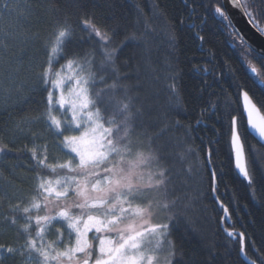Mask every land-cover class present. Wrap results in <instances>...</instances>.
<instances>
[{
  "label": "snow or ice",
  "instance_id": "obj_1",
  "mask_svg": "<svg viewBox=\"0 0 264 264\" xmlns=\"http://www.w3.org/2000/svg\"><path fill=\"white\" fill-rule=\"evenodd\" d=\"M184 3L203 26L218 15L234 28L228 3L264 35L256 23L264 21V0ZM199 7L208 16L197 15ZM134 8L122 15L115 0H0V166L11 176L0 168V264H216L217 255L221 264H264V232L249 233L242 223L243 231L225 230L219 244L209 236L218 232L203 216L207 208L203 220L190 215L206 195L199 177L208 175L210 198L219 201V176L213 141L188 146L193 128L176 118L187 104L177 36L185 21L161 0H152L151 15ZM231 34L248 60L254 50L239 29ZM129 41L138 51L122 60ZM215 59L209 49L210 67L194 71L215 76ZM253 59L260 71L250 61L249 70L264 82V49ZM202 83L201 99L212 87ZM242 87L236 84L237 101ZM242 98V111L228 100L218 114V102L208 101L201 114L212 110L220 124L213 131L253 198L264 201V165L259 174L252 166L264 161V143L247 139L251 128L264 141V123L248 91ZM181 223L200 236L199 252L177 235Z\"/></svg>",
  "mask_w": 264,
  "mask_h": 264
},
{
  "label": "trees",
  "instance_id": "obj_2",
  "mask_svg": "<svg viewBox=\"0 0 264 264\" xmlns=\"http://www.w3.org/2000/svg\"><path fill=\"white\" fill-rule=\"evenodd\" d=\"M163 4L167 5V11L172 15L174 19L182 18L185 23L180 24L177 28V36L179 39L180 60L181 67L183 68L184 84L186 86V111L182 113L178 118L182 124L191 125L193 128L192 136L195 138L194 143H190L188 146L201 148L208 146L209 141H213L211 147L213 152V163L216 167L219 183L217 195L219 200L228 208L231 221L230 223L225 220V225L236 231H243L240 225L246 224L249 233L255 232L257 236L264 232V201H261L259 194L253 198L249 189H247V181L244 180L236 171L234 162L229 158L228 145L225 143L223 136L220 133H216L212 129V125L215 122L217 127L220 126L219 121L215 117L211 116V109L208 113L202 115V110L208 107V101L218 102L216 111L218 114L226 113L225 101H237L236 84L239 83L243 87L240 90L241 95L236 103L232 104V107L237 110H243L241 96L243 91H248L254 102L258 105L264 114V82H261L257 74H253L248 67L249 61L252 65L256 66L258 72L260 71V63L258 60L253 59L255 52L248 57V60H242L238 53L242 45V41L238 36H234L231 33L234 32L233 28L225 27L227 21H223L218 15L213 20L211 16H208L203 7L197 8V15L208 16L207 27L200 24L199 20L192 15L190 9L184 3V0H161ZM207 0H197V4L205 3ZM139 3L146 13L151 15V3L152 0H115L117 10L122 15H131L135 13L134 5ZM195 23L197 27L192 29V25ZM260 28H264V21L256 22ZM191 29V30H190ZM199 31L200 35L205 37L204 43L198 40L195 36V32ZM123 39V37H121ZM233 41H235V48L232 47ZM135 42L129 41L127 47L124 49L121 59L133 57L134 53L138 51L134 47ZM211 49L215 53L216 59L214 63L218 65L216 74L213 77L206 76L203 72L194 71L196 66H207L208 50ZM163 49H161V54ZM230 65L235 73V79H233L231 73H228L224 65ZM224 72V75H220ZM207 80L212 84V87L207 88L200 98L199 89L205 87L202 81ZM23 115L24 113H20ZM227 117L225 116V121ZM199 120L201 123L196 124ZM246 122V117H245ZM248 141L260 147V142L250 133L248 129ZM182 135V132L179 133ZM201 137H203V144L201 143ZM219 140L220 143H215ZM202 157L204 152H199ZM247 157V156H246ZM27 161H25L26 163ZM9 163H16L14 154H9ZM264 165V161L257 164L255 160L252 161V166L256 168L257 174L261 171V167ZM4 169V176L11 179L7 168L0 166ZM24 169H17V175L22 176ZM199 180L202 181V191L205 196H202L199 203H193L190 210V215L193 217H199L203 220V216L211 217V229L214 232H218L215 237L209 236L212 240L222 244L226 237V232L222 226V220L224 211L220 208L218 202L211 199L209 193V177L205 173ZM207 208V212L201 215V210ZM177 235L183 236L184 244L187 249H195L199 252L203 247V241L200 236L192 232H186L184 224L181 223L177 228ZM211 242V241H209ZM223 248L219 249V253H223ZM207 254L206 252L204 253ZM222 255H217L216 264H221Z\"/></svg>",
  "mask_w": 264,
  "mask_h": 264
},
{
  "label": "water",
  "instance_id": "obj_3",
  "mask_svg": "<svg viewBox=\"0 0 264 264\" xmlns=\"http://www.w3.org/2000/svg\"><path fill=\"white\" fill-rule=\"evenodd\" d=\"M223 7L233 21V24H234L233 30L239 29L240 34L243 35L244 39L247 41V45L250 46L254 50V52L257 50H260V49H264V35H262L253 24L248 23L247 17L241 15L239 10L234 9L228 3L224 4ZM252 101H253V103H255L253 99H252ZM241 102H242V106H243L244 102H243L242 96H241ZM256 108H257V111L254 114L255 119H257L258 122L264 123L263 112L261 111V109L258 107L257 104H256ZM245 117H246V113H245ZM249 131L260 143H264V141H262L260 139L258 133L254 129L249 128ZM245 161L247 162V157H245ZM217 202H218L220 208H222L224 211V216H223V220H222V226L224 228V231L225 230L231 231V229H229L225 225V220H227L228 223H230V221H231V217H230L228 208L220 200ZM225 209L227 211H225Z\"/></svg>",
  "mask_w": 264,
  "mask_h": 264
}]
</instances>
